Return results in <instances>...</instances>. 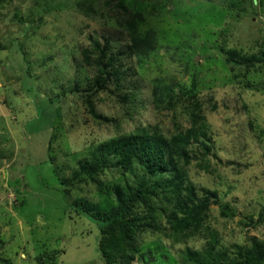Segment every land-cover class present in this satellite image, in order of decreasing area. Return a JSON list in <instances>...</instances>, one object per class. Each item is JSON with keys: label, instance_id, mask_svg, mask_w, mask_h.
Segmentation results:
<instances>
[{"label": "rangeland", "instance_id": "rangeland-1", "mask_svg": "<svg viewBox=\"0 0 264 264\" xmlns=\"http://www.w3.org/2000/svg\"><path fill=\"white\" fill-rule=\"evenodd\" d=\"M129 19L142 36L154 33L146 56L128 49ZM0 42V264H36L35 255L60 249L57 264H124L100 260L101 222L79 208L104 209V192L74 177L101 144L140 129L168 138L175 124L189 128L188 98L166 108L152 90L156 80L186 89L193 76L204 134L190 141L183 181L158 176L174 183L161 187L166 198L152 197L157 227L140 228L128 264H220L264 241V67L234 77L224 60L226 49L264 52V0H0ZM143 173L112 164L97 179L135 188ZM203 197L201 225L173 235L168 218L188 215L178 205ZM134 210L146 214L141 204Z\"/></svg>", "mask_w": 264, "mask_h": 264}, {"label": "trees", "instance_id": "trees-1", "mask_svg": "<svg viewBox=\"0 0 264 264\" xmlns=\"http://www.w3.org/2000/svg\"><path fill=\"white\" fill-rule=\"evenodd\" d=\"M117 1L119 6L124 7V0H111ZM236 5V3H234ZM87 9L94 11L92 6H88ZM14 19L19 24V32L21 34L25 32L27 26H25V19L23 12L17 9L13 13ZM119 25H124L119 24ZM129 28V50L133 54L146 56L149 53L150 48L155 43L154 33L148 32L146 36H142L136 29V22L134 19H129L125 22ZM19 36L12 38L17 40ZM6 45L0 42V49H5ZM100 59V57H99ZM102 59V58H101ZM100 59V60H101ZM225 63L230 66L232 71L237 70L234 77L244 75L251 70H258L264 67V52L259 55L252 53H243L241 49H226L224 51ZM109 66L113 65V61L109 62ZM104 68V67H103ZM106 69V68H104ZM243 71V73L241 72ZM106 70H100V73H105ZM114 71L105 74L103 79L108 77ZM107 73V72H106ZM100 76H97L95 83L99 85ZM92 91L93 86H89ZM197 88L196 78L192 77L191 85L186 89H180L177 92H173L169 87H159L158 80L153 85V97L157 104H166V108H172L175 106L178 99L182 97L188 98L190 109V123L191 126L186 128L183 132L177 131L178 125L175 126V133L170 137H166L160 132L149 133L147 129L136 130L126 136L118 137L115 140H111L105 144L99 145L95 149V153L92 156V161L89 165H82L80 171L75 175L74 180L80 181L83 178L89 179L96 183L99 190H103L104 196L102 198V205L106 206L104 209L100 207H94L90 203L84 202V205L79 208V211L91 213L94 211V216L100 220L99 222V235L97 237V249L100 260L104 262H114L116 259L123 260L124 264H128L136 253L133 248L132 240L137 232L142 229H148L149 227L156 228L155 224V204L152 197L166 198L168 195L165 193V187L172 185L174 181H183L184 174L186 173L185 166L191 161L189 156L188 147L190 141L197 139V137L204 132L198 130L203 129L205 124L202 123L199 126L198 120L202 121L203 117L199 110V105L196 100L195 91ZM87 100L89 111L97 118L99 115L95 114L92 103ZM114 164L117 168L123 172L133 173L135 168L138 167L144 173L140 176L135 188H130L121 185L120 183L113 184L112 188H107L101 185L97 177L102 174L110 165ZM172 175L173 178L169 182L159 183L158 176ZM162 189L161 193L157 191ZM114 193L115 203L109 201V194ZM126 193V196L122 195ZM208 195L215 197L214 193ZM162 196V197H161ZM184 201V200H183ZM187 207L186 201L178 206L188 212L186 217H177L173 214L168 218V223L173 230V235L177 237L180 231L187 232L188 229L198 228L201 225V216L205 209L210 204V198L203 197L197 203H193ZM186 203V204H185ZM100 204V205H101ZM143 205L146 209L144 216H138L135 213V207L137 205ZM75 205H79L75 202ZM78 208V206H77ZM149 221V222H148ZM264 221V210L259 214L258 222ZM152 223V226H151ZM189 231V230H188ZM174 236V237H175ZM48 252V251H47ZM63 249L53 250L52 252L41 253L35 255L36 264H57V258ZM206 258H211L212 254L209 250ZM220 264H264V241L258 242L251 240L249 246L240 247L237 252V256L233 260H226L219 262ZM145 264V263H144ZM203 264H210L206 260Z\"/></svg>", "mask_w": 264, "mask_h": 264}]
</instances>
